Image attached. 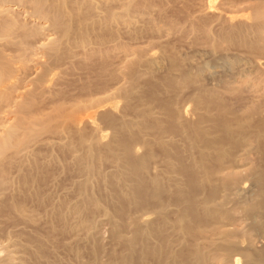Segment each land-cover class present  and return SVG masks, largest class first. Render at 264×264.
Returning <instances> with one entry per match:
<instances>
[{"label": "rangeland", "instance_id": "1", "mask_svg": "<svg viewBox=\"0 0 264 264\" xmlns=\"http://www.w3.org/2000/svg\"><path fill=\"white\" fill-rule=\"evenodd\" d=\"M90 1L95 9L84 16L89 18L85 27L79 26L69 4L64 8L66 16L50 27L51 18L58 17L56 0H0V6H15L7 16L18 26L16 36L5 38L17 44L0 41L4 42L0 50L28 65L17 87L29 84L36 58L48 67L43 68L41 83L35 80L31 85L34 91L29 98L34 102L29 114L45 121L54 105H63L65 115L63 125L61 118L36 124L37 132L25 139L24 148L1 160L0 263L9 256L16 264H119L118 258L130 252L127 239L142 226L158 231L148 243L161 246V255L144 258L146 264H168L178 253L189 260L181 264H198L197 248L205 253L206 264H223L217 259L223 252L220 235L208 228L206 237L187 236L175 224L182 211L176 187L190 190L180 167L200 164L202 154V142L191 128L203 112L195 110V100L212 96L211 105L203 107L212 116L203 126L214 147L229 152L222 163L225 167L216 168H222L223 174L232 170L240 175L230 194L222 185L221 173L204 183L195 198L201 203L212 186L216 188L211 197L214 204L226 200L224 193L232 195L225 204L227 210L239 207L232 219L222 220L209 209L207 225L218 224L231 233L238 242L232 255L240 262L235 263L244 264L242 249L264 248V229L251 228L253 221L264 228L261 209L252 216L242 207L246 202L258 207L257 201L264 200L251 172L264 171V141L263 137L226 134L214 120L219 118L217 110L230 109L226 117L232 128L245 122L241 110L250 104L245 97L257 92L243 80H264V21L253 17L254 7L264 10V0H132L137 10L131 6L135 11L122 18L129 19V25L121 20L106 25L102 17L108 11L121 12L126 0ZM41 22L51 30L31 36ZM233 30L237 32L232 40L227 39L225 34ZM239 32L245 34L246 45L235 42L243 38ZM47 34L53 43L44 50L40 43ZM111 93L112 98L105 100ZM258 109L247 122L264 131V104ZM124 124L127 127L120 130ZM121 138L130 141L129 154L136 164L145 161L141 174L145 187L151 189L152 181L158 182L156 197L132 199L131 185L137 177L123 174V154L117 147ZM209 156L208 162L215 166L212 151ZM237 187L241 189L236 191ZM141 221H147V227ZM244 232H251L250 236ZM143 242L138 241L137 250Z\"/></svg>", "mask_w": 264, "mask_h": 264}, {"label": "bare ground", "instance_id": "2", "mask_svg": "<svg viewBox=\"0 0 264 264\" xmlns=\"http://www.w3.org/2000/svg\"><path fill=\"white\" fill-rule=\"evenodd\" d=\"M112 1H114V0H105V2L107 4L110 3V2H112ZM123 1H125V0H123ZM67 4H69L71 6L72 13L78 18V20L80 22L79 26L80 25H83L85 27L86 24H87V22H86L87 20L86 19H89V18L88 17H85L84 18V16L89 15L95 9V6H93L95 3L94 2L92 3V1H90V0H56L55 10L58 13V17H52L51 18L50 21L52 22V25L50 27H53V26L55 27L56 25H58V22L60 20V16L61 15H62V17L63 16H66V12H65L64 8H65V6ZM133 4L134 3L132 2V0H126V2L124 4L125 5V8L122 9L121 12L118 13L117 11H115V13H114L113 11H108L105 16L104 15L103 16L101 15L102 17H104V21H105L104 23H106V25L107 24H112V23H119L120 20H121V22L124 21V23H125V21H126V23L130 22L129 19H126V20H123L122 21V18H124V17H127L128 18V16L131 15L130 14V12H131L130 10L131 9L133 11L137 10L136 9V6H134ZM9 5L4 6V7L2 5L0 6V18H3V20L0 21V35L2 36V39L0 41L5 40V38L8 37V36H13L12 34H14L15 30L18 28V26H17V24L15 22L16 20L14 21V19L8 18V16H7V14L10 11L14 10V7H15V6L14 7L13 6L10 7ZM40 5H42V4H40ZM122 6H121V8H122ZM131 6H134V9L135 10L133 8H131ZM39 7H41V6H39ZM144 8H145V6H144ZM104 12H105V10H104ZM36 14H34V17L36 16ZM9 16H11V15H9ZM101 16H100V18H101ZM253 17L256 20H262V21H264V10L261 9V8H259V7H254V9H253ZM101 21H103V20H101ZM63 22H65V21L63 20ZM34 23L36 24V22H34ZM128 25H129V23H128ZM50 27H49L48 24H45V23L41 22L40 23V26H38V28H36L35 30L33 29L34 31L33 30L31 31V36H33L32 33H34V32L35 33H39V32H42V31L44 32L45 31L46 33H48L51 30V29H49ZM61 27H63V26H61ZM53 29H52V31H54ZM57 29H58V27H57ZM57 29H56V31H57ZM22 30H23V28H22ZM56 31H54V32L56 33ZM234 31L235 30H233V32ZM54 32H52V33H54ZM236 32H234V33H232V32L231 33H226L225 34V37L227 39H229V40H232V37L231 36L233 34H235ZM240 32L237 35L241 34V37H243L245 34L242 35V33H240ZM256 33H257V31H256ZM44 34H43V36H44ZM49 34H51V32ZM205 34H207V32H205ZM14 35L16 36V33ZM36 35H38V34H36ZM26 36H27V34H26ZM79 36L86 37V34H83L82 32H80ZM27 37H29V36H27ZM245 39L246 38L243 37L242 39L240 38L239 41H238V39L237 40L234 39V40H235L236 43H239V44L248 43V42H246ZM5 41H6L7 44H10V45L17 44V41H12V39H10V38H9V40H5ZM1 43H4V42H0V44ZM52 43H53L52 37H50V35L47 34V37L45 38V41H43V42L40 43V48L41 49H44V50H48L51 47ZM20 44H21V42H20ZM2 45H4V44H1V46ZM1 50H0V163H1V160L3 158H6L7 156L8 157L9 156H13V155L15 156V155H17L24 148L25 143H26L25 139L26 138L28 139V137L36 134V132H37L36 127L34 128V126H36V124H39V123L42 124V122H45V121L50 122L53 119H59V118H61L60 125L61 124L63 125L62 122H64V118H65L64 117L65 115H63L64 114V112H63V108L64 107H62L63 106L62 103H61L62 106H60V105H54L55 107H53V109H52L53 114L51 113V110H50V113L52 115H50V113H49V115H47V118H46L45 121H43L44 119L41 120L42 118L39 119V118H36L34 115L29 114L31 112L30 110H31V107L33 106V102H34V101H32V99L29 98V96L31 95V91L33 90V88H32L31 85H33V83L35 82V80L38 83V82H40L44 78L43 68L44 67L45 68H48V67H46V65L43 66L41 64V62H40L41 60H39L38 58H36L35 59V63H34V66H35V69L36 70L33 69V70H35V74L29 79V84L28 85H24L22 87H17L18 84H19V75H21L20 74L21 72L25 71V69L27 68L26 66H28V65L22 64L21 63V60H20L21 58L19 59L18 62H16V60L12 59L11 55L10 56H7L6 54L3 53L5 51H1ZM3 50H4V48H3ZM51 50H54V49L52 48ZM250 66H253V65H250ZM256 69L257 68L255 67V70ZM46 70H48V69H46ZM23 77H24V75H23ZM25 78H26V76H25ZM185 78L187 79V77H185ZM243 81L245 83H248L252 87H255V90L257 92L254 95L248 96V98L245 97V99H247V100L250 101V104L249 105L246 103L247 106L244 103L245 105L243 106V108L241 110V112L243 114V117L245 116L244 119L246 118V120H244L245 122H238L237 123V125H238L237 128L236 129H234L235 127L232 128L231 124L227 121V117H226L227 115L231 114L232 112H231L230 109H228V110L227 109H223V110H217V113L219 114V118H216L214 120V125L218 126V128H221L224 131V133H226V134H230V133L235 132V133H237L239 135H242L243 137H247L249 135H252V136H254L255 138H258V139L260 137H263V141H264V131H263V129H260V128L253 129L251 127L252 125L250 126L249 123L247 122L248 121L247 120L248 117H250L251 115H257L258 112H260L259 109L261 108L260 107L258 109V107L260 105H263L264 104V80H261L259 78H248V79H245ZM25 82L26 81H24L23 83H25ZM248 84H246V85H248ZM33 87H35V86H33ZM19 89H21V90H19ZM37 90L39 91V88ZM43 90H44V88H43ZM44 92H45V90H44ZM111 94H109V95H111ZM109 95L107 94L108 97L107 98L105 97L106 98L105 100H109L110 98H112L113 94L111 96H109ZM213 100L214 99H213L212 96H208L206 98H200V99H196L195 100V104H196L195 110L196 111H197V109L198 110H203V112L202 113H198V119L199 120L197 122H195V124H193L191 128L195 132V134L198 137V139L202 142V145H203L202 146V154H201V159L199 160L200 161V164L198 163V165H192V166L189 165V166H182V167H180V170H181L182 174L188 180V188L190 187V190H189V192L188 191L187 192H184V188H182L181 186L176 187V200L182 204V211L180 212L181 214H180L179 218H176L177 221H176L175 224L178 225L179 228H181L182 231L187 234V236L188 235H194V234L195 235L196 234H199V235L205 236V235L208 234L207 233L208 232V228H211L209 231L211 233H217V235H220L221 238H222V240H223L222 241L223 244L221 245L222 246V250L221 251H223V252L222 253H219V254L217 253L218 254V257H217L218 261L223 262V264H236L235 261L240 262V258H233L232 253L237 248V245H238L237 243L238 242L235 240V238H233V236H231V233L230 232H227V230L223 229L221 225L216 224V225H211L209 227L207 225V222H208L207 220L210 217L209 214L211 212L209 209H212L213 210V212H211V214L212 213H217V214H219V217L223 220V219H232L233 215L235 214V211L238 210V208H239V207H237V209L235 211L234 210H230V209L227 210L225 208V204L228 201H230V199H231L230 197L232 195H229L230 194L229 192L232 189H234V187L238 186L237 185V183H238L237 180H238V175H240V174H238L237 172H234L232 170L227 171V172H224V174H223L222 168H220V167L216 168V165L217 166L218 165L219 166L222 165V163L224 162V158L226 157V155H229V152L227 154L226 153L227 150L225 151V149H223V148L214 147V145H215V144L213 145V142L214 141L211 140L212 138L210 139V136L208 134L209 132L206 130V127L203 126L204 125L203 123L205 122V120H207L208 118H210L212 116V114H210L206 110H204L203 107H205V108L206 107H209L211 105V103L213 102ZM94 103H97V101H95ZM92 104H93V102H92ZM94 105H96V104H94ZM169 110H171V108H169ZM168 112H171V111H168ZM43 115H45V114H43ZM236 118H237V116H236ZM240 119H242V117ZM90 122L92 123V121H90ZM54 123H55V120H54ZM51 125H50V128H51ZM126 127H127V125L124 124L123 126H120L119 129L122 130L123 128L125 129ZM54 129H55V127H54ZM116 129L120 132V130L118 128H116ZM47 131H49V130H47ZM237 134H234V135L236 136ZM225 138H227V137H225ZM235 139H237V137H235ZM247 141H248V139H247ZM255 141H258V140H255ZM235 142H237V141H235ZM130 146H131L130 145V141H128V139H126V138H121V140L117 144V147L122 151V154H123V161H124V168H123L124 171H123V174L126 175V176H132V175H134L135 177H137V179L135 180V182H133V184L131 185L132 199L135 202H138L139 200H142L143 201L146 197H156L157 194L160 191V186H159L158 182L156 180H153L152 181L151 189L145 187V181H144V179L142 178V175H141L142 174V169L145 167V161L143 160L142 163L139 164V165L136 164V162L133 159L134 157L132 158L130 156V154H129V152H131L130 150H132ZM211 151H212V154L214 155L212 157L213 158L212 161H213V165L215 164V166H212L211 163L208 162V157L211 156V155L209 156V153ZM230 157L227 156V158H230ZM223 167H225V166H223ZM226 168H228V167H226ZM248 170H251V169H248ZM251 172H252V176L257 180V183H259V185H260V187H259L260 190L258 191V194L261 193L263 195V198H264V171H261V170L259 171V170H257L255 168ZM251 172H250V174H251ZM221 173H222V177H221L222 179H221V181H223L222 185H223V187H225V189H227L226 191L229 190L228 191V193H229L228 195L229 196L224 195L225 194L224 193L225 190H222L223 193H224V194L222 193L223 194L222 198L224 196H226L225 197L226 200H224L222 202L220 201L219 203H215V204L212 203L211 201L213 199L211 200V197L214 196L215 190H216V188L214 186H212V187L209 188V191H208V194L206 195V198L203 201H201V203H197L196 198H195V195H196L197 190L200 189L204 185V183H206V184L207 183H210V178L213 175H215V174H221ZM218 176H220V175H218ZM239 179L241 180V178H239ZM2 180L0 178V185L3 183ZM254 185H255V183H254ZM237 188L238 189L235 188L236 191L241 189L240 187H237ZM236 191L234 190L235 193H237ZM254 197H256V194H255ZM260 197L261 196H259L258 198H260ZM209 202H211L214 205L213 206H210L209 205L210 204ZM213 202H215V201H213ZM257 202H258V204L260 203V205L258 206L259 208L256 207V206H254L255 203H252V202H250L248 204L246 202V204H244V206H242V207H244L245 210H248L249 213H253L252 216H254V214H257L258 209H261V213H262V215L264 217V200H262L261 202H259V200H258ZM241 210H242V208H241ZM214 211H216V212H214ZM253 220H255V219H253ZM143 222H142V224H143ZM256 222H258V221H256ZM256 222L253 221L252 225L250 224L251 225V228L253 230L259 231L260 228L261 229H264L263 227H261V225H260L259 222L258 223H256ZM145 223H147V221H145L143 225H146ZM139 224H141V223H139ZM157 225H159V224H157ZM204 225H207V226H204ZM159 226H162L163 227V224L162 225H159ZM141 227L140 228H139V226L136 227L135 230H134V232H133V235H131V237H129L127 239V242H128L127 245H129L130 252H129V254L124 255V256H120L118 258L117 261L119 262V264H146L144 258H146L148 256H156V255L158 256L160 254L161 246L159 247L160 248L159 249V248H157L158 246H155L157 244H155L154 245L155 247H154L153 245H150L148 243L150 237L153 240V235L155 233H158V231L155 230V229H149V227L147 229H143ZM143 227H145V226H143ZM146 227H147V225H146ZM152 228H153V226H152ZM160 232H161V230H160ZM233 232H235V231L233 230ZM245 232H244V234H245ZM248 233H251V232H248ZM248 233H246L245 235L247 236ZM183 236H184V234H183ZM198 237H200V236H198ZM140 239H141V241L143 239L144 242H143L142 246L137 250L136 249V245H137V243H138V241ZM151 239H150V241H151ZM183 239H184V237H183ZM185 239H186V236H185ZM167 240H169V239H167ZM206 243L209 244V246L210 245H213V244H216L217 245V243H215V242L206 241ZM250 243H251V241H250ZM161 244H163V242ZM197 247H198V245H197ZM215 253H214V255H215ZM203 254H205V253H203ZM203 254H202V252L200 250H198V248H197L196 252L194 253V256H195L194 259L196 260V262L198 264H206L207 259L205 260V256ZM240 254H242L243 257H244V260H243L244 264H264V248L261 249V250H258V251L254 250V249L245 248V249H242L241 250V253ZM188 261L189 260L183 254L178 253L177 255H175V256L172 257L171 262L168 263V264H181V263H187ZM163 263L166 264V261H164ZM0 264H16V262H14V260L11 259L8 256L6 258V261L4 263L2 262Z\"/></svg>", "mask_w": 264, "mask_h": 264}]
</instances>
